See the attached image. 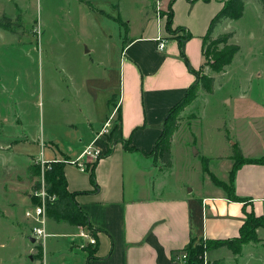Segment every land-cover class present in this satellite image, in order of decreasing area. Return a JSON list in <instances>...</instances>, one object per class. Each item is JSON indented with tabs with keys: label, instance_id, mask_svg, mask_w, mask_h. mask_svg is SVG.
I'll return each instance as SVG.
<instances>
[{
	"label": "crops",
	"instance_id": "crops-1",
	"mask_svg": "<svg viewBox=\"0 0 264 264\" xmlns=\"http://www.w3.org/2000/svg\"><path fill=\"white\" fill-rule=\"evenodd\" d=\"M83 1L92 8L89 0ZM144 1L142 8L150 12L137 31H130L127 23L120 19L127 37L120 51L118 80L109 90L106 108L88 111L85 131L65 153L44 147L40 156L27 153L23 158L24 173L16 174L10 182L14 184L15 199L22 206L20 216L13 210L17 203L14 199L0 204L4 205V209H0V222H6L9 227L4 230V237L12 242L15 239L24 242L27 249L22 253L33 263L39 259L41 264H182L184 260L179 254L193 240L235 239L247 213L264 214L263 163H242L235 170L232 191L242 198L238 202L230 199L225 188L212 179L221 183L228 181V173L234 165L230 158L231 148L211 156L196 147L195 153H201L203 158L201 165L196 166L201 181L192 186L189 180L172 184L153 154L164 118L196 79L190 68L195 71L202 68L203 37L225 0H159L157 5L155 0L154 6L153 0ZM167 12L171 15L169 29L174 33L168 30ZM231 20L220 21L213 35L230 32L225 27L232 23ZM186 36L188 38L183 39ZM159 37L165 45L160 50L156 45ZM231 63L218 73L219 77ZM198 93H202L201 90ZM111 95H114L113 104L118 106L115 121L108 103ZM195 98L179 117L186 115L190 120L194 116L190 111ZM226 102L231 103L232 97ZM255 118L259 121L257 136L243 132L231 135V125L227 129L232 137L230 142L236 143L243 157L250 159L264 156V107L261 106ZM239 119L240 116H236L234 121ZM182 131L178 125L171 144L175 134ZM18 141L27 140L13 139L10 145L0 149L10 150ZM124 143L130 149H125ZM89 144L99 146L104 153L93 166V179L90 169L82 171L74 163ZM42 158L64 162L67 190L74 193L77 205L87 215L88 226H73L48 217L49 235L38 247L30 237L34 220L25 212L35 202L30 196L35 175L29 168L37 166ZM218 165L225 171L220 178L215 169ZM10 209L11 214L7 212ZM81 229L88 231L95 243L80 237ZM260 229L257 228L259 240L242 243L238 253L227 246L204 251L206 262L219 260L222 264H242L240 261L258 258L264 263V230L261 229L263 234H260ZM225 247L227 255L209 259L211 251ZM22 253L10 250L12 261H19Z\"/></svg>",
	"mask_w": 264,
	"mask_h": 264
},
{
	"label": "rangeland",
	"instance_id": "rangeland-1",
	"mask_svg": "<svg viewBox=\"0 0 264 264\" xmlns=\"http://www.w3.org/2000/svg\"><path fill=\"white\" fill-rule=\"evenodd\" d=\"M89 2L92 10L89 3L80 0H0V16L12 21L9 30L0 27V147H7L13 139L27 140L16 142L10 150L0 149V204L13 199L17 202L10 182L16 174L24 173L23 158L27 153L40 156L44 147L65 153L85 131L88 111L106 108L109 90L118 80L120 51L127 37L121 20L130 31H137L150 12L142 8L144 0ZM231 22L225 28L233 33L229 42L238 44L239 51L219 77L211 69L214 58L206 44L204 63L197 72L217 76L213 90L200 89L202 93L191 103L190 113L194 116L190 120L186 115L179 117L178 124L184 131L175 134L170 142V164L155 155L172 184L185 180L191 186L200 184L196 166L203 158L201 153H195L196 147L215 156L230 148V133L258 135L259 121L255 117L264 107V9L260 1L244 0L242 17ZM113 96L108 103L115 121L118 106L113 104ZM230 97L232 102H226ZM236 116L243 119L235 122ZM101 133L103 130L98 135ZM215 169L219 178L225 174L220 165ZM37 178L34 176L32 183ZM11 209L7 211L10 214ZM13 210L20 216L22 206L17 202ZM258 223L251 219L242 235L254 227L258 241L257 228L263 229L254 226ZM7 227L6 222H0V264H41L39 259L33 263L22 253L27 249L24 242L4 237ZM261 229L259 233L263 234ZM214 243L197 239L190 249L201 246L195 247L193 253L200 257V251ZM15 249L22 255L13 262L10 250ZM186 250L180 252L179 258ZM228 253L226 247L213 250L209 259ZM202 261L210 264L204 254ZM240 262L264 264L258 258Z\"/></svg>",
	"mask_w": 264,
	"mask_h": 264
},
{
	"label": "trees",
	"instance_id": "trees-1",
	"mask_svg": "<svg viewBox=\"0 0 264 264\" xmlns=\"http://www.w3.org/2000/svg\"><path fill=\"white\" fill-rule=\"evenodd\" d=\"M82 1V0H80ZM262 8L264 9V0H259ZM244 10V0H225L223 5L219 8V10L216 12V14L212 17L210 20L207 32L203 37L202 40V55H204V48L207 45L208 47V53L212 54V58H214V62L211 64V69L219 73L223 68L227 65H229L235 53L240 49V46L238 44L230 43L229 40L232 38L233 33L232 32H225V33H219L216 37H213V31L215 27L219 24L220 21L223 19H238L243 15ZM167 27L170 32H175L173 30L169 29L170 26V19L171 15L169 12H167ZM11 19L6 18L5 16H0V27L5 28L7 30L10 29ZM188 38V36L183 37V39ZM181 41V40H180ZM183 56V55H182ZM183 59H185L183 57ZM186 63L187 59H185ZM191 72L196 75L195 81L191 84V86L186 91L183 98L176 103V105L169 110L166 117L164 118L163 128L162 132L160 134V137L158 138L157 142L155 143V146L153 148V154L158 155L162 162H165L167 165L170 164V142L172 139V134L177 129V126L179 125V115L180 112L188 105V103L191 102L193 98H195L198 94V91L200 89L204 90L205 92H211L213 89V83H214V77L209 74L204 73H198L194 69L190 68ZM114 98V96L112 97ZM118 109V108H117ZM125 149H130L127 147V145L123 144ZM231 148V159L233 160V167L228 173V181L227 182H219L217 179L212 178L215 180L216 183L221 185L225 188L226 193H228V196L233 201H241L242 198H238L232 191V185L234 180V172L238 168V166L242 163H263L264 164V156H261L259 158H245L243 157V154L241 152V149L238 147L236 143L230 144ZM207 161H205L206 164ZM95 162L88 163L87 165L90 167V176L93 179V166ZM47 169L44 170V182L47 184L48 192L55 195V200L51 202H47L46 204V213L48 216L53 219L54 221H66L71 225H82V226H88L87 221V215L85 212H83L80 207L77 205V202L74 197V193H69L67 190V183H65V177H64V162L63 161H50L48 162ZM207 167V164H206ZM32 175H40L41 169L39 166H31L30 168ZM251 219L258 220L260 224H256L254 226H261L264 229V214L260 216H255L252 213H247V217L244 224L242 225L240 229V234L235 239H225L224 241H214L215 243L210 245L209 247L206 246L203 248L202 251H200L201 256L197 257V254L195 253L194 249L195 247H201L196 246L194 248L190 249V244L184 248L187 249L185 251L186 258L182 264H203L202 257L203 252L213 248V247H219V246H227L230 248L234 253H238L240 251V245L242 243L248 242V241H255V235H254V229H250V232L247 233L246 236H243V230L245 227L250 224ZM211 241V240H210ZM206 241V242H210ZM200 249V248H199ZM210 264H222L219 260H213L210 262Z\"/></svg>",
	"mask_w": 264,
	"mask_h": 264
},
{
	"label": "built area",
	"instance_id": "built-area-1",
	"mask_svg": "<svg viewBox=\"0 0 264 264\" xmlns=\"http://www.w3.org/2000/svg\"><path fill=\"white\" fill-rule=\"evenodd\" d=\"M156 42L159 50L164 48L165 45L162 37L157 38ZM82 152L83 153L80 157L74 162L82 171H87L90 168L87 166V163L96 162L104 155L99 146H95L93 144L87 145ZM48 162L50 161H47L44 158L38 160L37 162L39 168L41 169V173L38 175L37 181L32 183L33 186L30 190V196L35 199V202L25 212L27 217H31L34 220V225L30 228V237H32L34 242L39 245H43L45 238L49 235L46 228V223L49 217L46 213V204L47 202H51L56 199L54 194L48 192L47 184L44 182V170L49 166ZM78 235L87 239L89 243H95V240L91 237L88 231L81 229ZM181 255V259L185 260V253Z\"/></svg>",
	"mask_w": 264,
	"mask_h": 264
}]
</instances>
